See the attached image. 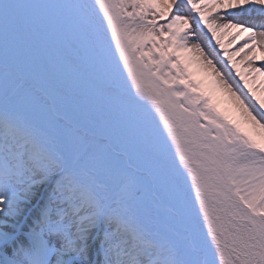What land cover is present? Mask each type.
Returning a JSON list of instances; mask_svg holds the SVG:
<instances>
[{"label":"snow or ice","instance_id":"obj_1","mask_svg":"<svg viewBox=\"0 0 264 264\" xmlns=\"http://www.w3.org/2000/svg\"><path fill=\"white\" fill-rule=\"evenodd\" d=\"M237 56L264 74V0H0V264H264Z\"/></svg>","mask_w":264,"mask_h":264},{"label":"rangeland","instance_id":"obj_2","mask_svg":"<svg viewBox=\"0 0 264 264\" xmlns=\"http://www.w3.org/2000/svg\"><path fill=\"white\" fill-rule=\"evenodd\" d=\"M244 35L246 36L248 34L244 33ZM229 39H230V37H227V36L224 37V41H225L226 47H229V49L231 50L232 48L236 47L237 45L229 44L228 43ZM236 60H237V62L239 64L240 71L245 74V79H247L249 81V85L252 88L255 85L253 89L259 91V92H257L258 95H262L263 94V97H264V78L258 77V75L256 77H254L256 72H254L253 74L249 73V70H247L246 64L240 62V57L239 56L236 57ZM254 66L259 68L262 65L255 64ZM191 70L193 71V73L196 74V77L198 79L205 80L207 89L212 93L216 103L220 106V108L223 111L227 112L229 115H232L235 119H240L239 114L236 112V110L234 108V104H233L232 99L230 97V93L223 92V91L217 89L212 84L211 80L207 79L205 77V75H202L201 71L195 65H192ZM221 71H222V73L227 75V70L225 68H223L222 65H221ZM236 79L239 80V77H237ZM230 81L229 82L232 84V89H233V91H235L237 89V85H236V83L234 81H232V80H230ZM240 87H243V81L240 82ZM244 91H247V88H244Z\"/></svg>","mask_w":264,"mask_h":264},{"label":"bare ground","instance_id":"obj_3","mask_svg":"<svg viewBox=\"0 0 264 264\" xmlns=\"http://www.w3.org/2000/svg\"><path fill=\"white\" fill-rule=\"evenodd\" d=\"M258 55H259V53H258ZM256 64H260V65H264V59H260V60H257V62H256ZM254 67H256V66H254ZM217 68L218 69H220L221 70V65L220 64H217ZM257 68V67H256ZM247 70H248V68H247ZM223 71V70H222ZM221 71V72H222ZM202 73V72H201ZM254 72H251V74H253ZM202 75H204V73H202ZM225 75V78L226 79H228V76L226 75V74H224ZM258 75V77H261V78H264V74H261V73H259V72H256V74L254 75V77H256ZM230 81V80H229ZM231 82V81H230ZM229 82V83H230ZM255 86V85H254ZM254 86H253V88H254ZM256 92H259V91H257V90H255ZM258 94V93H257ZM260 96H262L263 97V94L262 95H260Z\"/></svg>","mask_w":264,"mask_h":264}]
</instances>
